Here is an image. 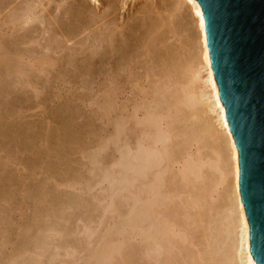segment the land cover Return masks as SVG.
Masks as SVG:
<instances>
[{"label":"rangeland","instance_id":"374dc122","mask_svg":"<svg viewBox=\"0 0 264 264\" xmlns=\"http://www.w3.org/2000/svg\"><path fill=\"white\" fill-rule=\"evenodd\" d=\"M32 1L0 2V264L237 263V221L224 143L219 142L223 146L219 148V143L211 141L202 153L195 144L191 154L177 163L166 154L178 139L170 137L167 128L186 120L177 122L184 116L178 104L193 112L196 97L207 98L202 84L206 73L200 64L201 33L191 3ZM30 8L38 19L32 15L37 20L30 18L33 23L22 24L20 41L26 35L30 39L11 51L13 70L7 71L3 62L9 54L6 41L19 39L1 29L7 27L4 21L11 24L10 31L22 27L19 19ZM157 24L162 27L157 29L159 35L156 31L155 37L146 35ZM60 26L73 30L67 37L69 51L73 59L85 53L86 64L98 60L111 42L133 44L131 53H140L141 41L147 37L145 50L150 59L136 62L127 71L129 81L124 82L95 78L97 63L91 72L92 67L80 72L70 65L65 70L55 63L52 46L56 38H62ZM15 44L11 43L13 48ZM165 51L177 59L168 66L162 62ZM53 74L74 79H56ZM39 76L44 80H38ZM187 81L195 82L197 94L189 92L186 97ZM173 92L182 96V102L170 103L169 98L176 96H171ZM191 126L186 144L187 139L199 137L198 125ZM156 141L157 146L146 147Z\"/></svg>","mask_w":264,"mask_h":264},{"label":"bare ground","instance_id":"6f19581e","mask_svg":"<svg viewBox=\"0 0 264 264\" xmlns=\"http://www.w3.org/2000/svg\"><path fill=\"white\" fill-rule=\"evenodd\" d=\"M6 2L7 4H11L13 2L17 3V2H20V3H23V2H31L32 0H23V2L21 1H17V0H0V2ZM39 0H37L38 2ZM186 1V0H185ZM32 2H35L36 4V0L35 1H32ZM187 2L191 3V7L192 9L194 10L193 13L196 14V16L198 17V27H199V30H200V33H201V43H202V54H201V65H202V70H205V73L204 74V78H203V83L204 84V87H206L207 89V92L205 93L206 95V100L203 101L202 99H199L196 97V99L192 102V105L194 106V110L193 112H187L186 111V107H181L179 106L178 103L182 102L181 100V97L177 96L176 93L178 92L177 89H172L173 91H177L176 93L173 92V95L171 96H174L176 95L175 97L173 98H169L170 100V103L173 105V104H178V110L180 111V113L182 115H184L181 119V117H179L178 115H175L177 117H179L180 119H176L178 123H180V121H183V120H188L186 122H181V124L183 125H179V124H175V125H171V127L167 128V134L170 136V137H173V138H178L174 143H173V146L171 148H167V152L166 154L169 156L170 160L173 162V163H177L179 162L183 157L187 156V155H190L191 154V147L195 144H199L200 147H199V153H202V149H204L205 146L211 144L210 142L213 141L216 142V143H219V142H222L221 144L224 145V149L226 150L227 152V157H228V160L227 162L229 161V169H228V172H227V179L229 181L228 185L230 186V190H229V195L231 196L232 198V207H233V211H234V216H235V220L237 221V251H236V258H237V263H234V261L232 260L233 264H261L259 261L256 260L255 256L253 255L252 253V250H251V228H250V221H249V218L247 216V212H246V208H245V203L243 201V198H242V193H241V188H240V161H239V148L237 146V143H236V139H235V136H234V133L231 129V126H230V122H229V119L227 117V109H226V106L221 98V95H220V87H219V83L217 81V78L215 76V71H214V67H213V64H212V59H211V53H210V47H209V44H208V37H207V29H206V18L204 16V10H203V7H202V4L200 3L199 0H187ZM34 4V3H32ZM31 4V5H32ZM113 4V3H112ZM6 7V6H5ZM34 7V5H33ZM33 8H30L29 11H27V16H26V13H23V18L22 19H19L22 21V23L19 24V26H21L23 23L25 22H29L30 21V18L33 19V20H37L38 19V16L37 19H35L36 17L32 14L31 10ZM89 10V9H88ZM115 10V9H114ZM24 11V10H23ZM22 11V12H23ZM75 11V10H74ZM26 12V11H24ZM1 14V13H0ZM31 14V15H30ZM35 17L33 18L32 17ZM26 16V17H25ZM8 17V16H7ZM22 17V16H21ZM65 17V16H64ZM44 18V17H43ZM110 18V17H109ZM9 19V18H8ZM46 19V17H45ZM197 19V18H196ZM31 20V21H33ZM40 20V19H39ZM12 21V20H10ZM17 21V19H16ZM20 21V22H21ZM44 21V20H43ZM58 21V20H57ZM62 21V19H61ZM64 21V20H63ZM62 21V22H63ZM67 21V20H66ZM14 22V21H13ZM34 22V21H33ZM33 22H29L30 23H33ZM48 22V21H46ZM17 23V22H16ZM19 23V21H18ZM45 23V22H44ZM50 23V22H49ZM60 23V22H59ZM64 23L63 22V26H64ZM108 23V22H106ZM4 24H6V28H2V33H6L7 35H11L14 36V35H17L18 36V39L19 40H15L14 42L17 44L16 48H13V46L11 45L14 44V42L12 41L13 39H11L12 42H7V49L9 50V54L6 55L5 57V61L4 64H5V67L7 69V71H12L13 70V57H12V52L15 51V50H19L18 47H19V42L21 43H25L27 42L26 40L27 39H30V37H28L26 35V32L23 33V36L24 34L28 37H21V41H20V36H19V31L21 29H24L25 26L22 25V27H19V28H16L15 32H13V29L10 31V29L8 30L7 28H11V24L10 23H6L4 21ZM15 24V23H14ZM12 24L13 28L14 26H16L17 24ZM67 24V23H66ZM104 24V23H103ZM165 25V23H163ZM68 25V24H67ZM155 25V24H154ZM159 26V24H157ZM157 25L155 26L156 28H154V26H151V28L153 27L154 29L156 30H150V27L148 28L150 31V33H146L148 31H146V35L149 36V34H154V32L160 30L162 27H164L163 25H160L162 27H158L157 28ZM31 26V25H30ZM54 26V25H53ZM63 26H60V27H63ZM39 27V25H38ZM67 27V26H66ZM66 27H63V29L61 28V31L58 33V34H61L59 36H61L62 38L59 39L56 38V42H55V45L53 44L52 46L55 47V52H54V60H55V63L58 64L59 63V67H64L65 70L66 69H69L71 66H73L75 68V70L77 71H80V72H84L86 70H88L90 67H92V70H88V71H94V64L97 63L99 64V72H96V76H94L95 78H97L98 80L100 81H121V82H124V81H129L128 79V70L130 69H133V67L135 66V63L136 62H139V61H144L146 62V60L148 61L150 59V56L146 53V50H145V46L147 47V36H145L146 39H143V40H146V41H141V44L142 48H140L141 50L139 51L140 53H137V54H132L131 51L132 50V46L133 44H124V45H119L118 42L116 43H113L111 42L110 44H107L105 45V49L103 52L100 53V56L98 57L99 59L96 60L95 62H93V64H86V57L85 56V53H81L79 57H76V61H75V64H73V61L74 60L72 58V52L69 51L70 49V45H67L68 43V38L67 37H70L68 34H70L69 32H73V30H68L70 28H66ZM35 28V27H34ZM57 28V27H56ZM73 28V27H72ZM32 29V28H31ZM47 29V28H46ZM45 29V30H46ZM147 29V30H148ZM158 29V30H157ZM59 30V29H58ZM167 30V29H166ZM31 31V30H30ZM54 31V29H53ZM56 31V30H55ZM66 31V32H65ZM129 31V30H128ZM137 31V30H136ZM71 32V34H72ZM132 32V31H131ZM155 32V33H156ZM29 33V32H28ZM56 33V32H55ZM66 33V34H65ZM159 32H157L158 34ZM162 33V32H161ZM143 34V33H142ZM141 34V36H142ZM22 35V34H20ZM129 35V34H128ZM133 35V33H132ZM145 34H143L144 36ZM159 35V34H158ZM114 36V35H113ZM137 36V35H136ZM157 36V35H156ZM57 37V36H55ZM149 37H152V36H149ZM155 37V36H154ZM9 38V37H8ZM23 38V40H22ZM41 38V37H40ZM117 38V37H116ZM115 38V40H116ZM143 38V37H141ZM10 39V38H9ZM112 39V38H111ZM136 39V38H135ZM140 39V37H139ZM152 39V38H151ZM162 39V38H161ZM5 41V40H4ZM17 41V42H16ZM118 41V40H117ZM5 43V42H4ZM3 43V44H4ZM15 44V45H16ZM48 44V43H47ZM6 45V44H5ZM14 45V46H15ZM101 45V44H100ZM104 45V44H103ZM74 46V45H73ZM83 45H81L82 47ZM137 46V45H136ZM72 47V46H71ZM172 47V46H171ZM52 48V47H51ZM83 48H81L82 50ZM135 49V48H134ZM85 49H83L84 51ZM12 51V52H11ZM80 51V50H79ZM81 51V52H83ZM138 51V50H137ZM176 51V50H175ZM94 52V51H93ZM152 52V51H151ZM164 52V50H163ZM166 52V51H165ZM96 53V52H95ZM128 54L127 56L125 54ZM134 53V52H133ZM149 53V52H148ZM168 53V54H167ZM171 52H166V54H161V56H163V60L162 62H164V64H166L167 66L170 65L172 62H174V60H177L175 59L176 57H174V55L171 53ZM5 54V53H4ZM17 54V53H16ZM57 54V55H56ZM125 56H124V55ZM22 55V54H21ZM50 55V54H49ZM173 55V56H172ZM94 57V56H93ZM156 57V56H155ZM174 58V59H173ZM86 59V60H85ZM62 60H65L64 63H62L63 61ZM62 61V62H61ZM90 62V61H89ZM133 62V63H131ZM143 63V62H142ZM138 64V63H137ZM146 64V63H145ZM70 65V67L68 66ZM139 65V64H138ZM179 65V64H178ZM25 67V66H24ZM69 67V68H68ZM165 67V66H164ZM182 67V66H181ZM180 67V68H181ZM176 68H179V67H176ZM170 69V68H169ZM168 69V70H169ZM172 70H175V69H172ZM4 71V70H3ZM22 71V70H21ZM72 71V70H71ZM74 71V70H73ZM72 71V72H73ZM98 71V70H97ZM171 71V70H170ZM181 71V70H180ZM51 72V71H50ZM68 73V71H65L64 73ZM176 72V70L174 71ZM179 72V71H177ZM200 72V71H199ZM204 72V71H203ZM53 73V72H52ZM70 73V72H69ZM75 74L77 72H74ZM95 73V72H94ZM136 73V72H135ZM198 73V72H197ZM85 74V73H83ZM91 74V73H89ZM141 74V73H140ZM167 74V73H166ZM171 74V73H170ZM176 74V73H175ZM180 75V72L178 73ZM38 75V74H37ZM54 75V74H53ZM72 75V74H71ZM87 75V74H85ZM173 75V74H171ZM194 75V74H193ZM68 74H63V76H61V74H56L53 76V78H56V79H61V80H73L74 78H69ZM73 76V75H72ZM82 76V74H81ZM90 76V75H89ZM141 76V75H140ZM163 76V75H162ZM165 76V74H164ZM199 76V74H198ZM79 77V76H78ZM84 77V75H83ZM92 74H91V77L92 78ZM93 77V78H94ZM136 77V76H135ZM135 77L133 79V81L135 80ZM180 77L183 78V76L181 75ZM13 78V77H12ZM18 78V76H17ZM39 79L38 80H42L44 77L42 76H39L38 77ZM76 78V77H75ZM92 78V79H93ZM25 79V78H23ZM82 79V78H81ZM80 79V80H81ZM85 79V78H84ZM83 79V80H84ZM154 79V78H153ZM178 79V78H177ZM188 79V78H187ZM197 79L195 78L194 76V80ZM44 80V79H43ZM76 80V79H75ZM78 80V78H77ZM162 80V79H160ZM166 80V79H165ZM173 80V79H172ZM181 80V78L179 79V81ZM186 80V79H185ZM141 81V80H140ZM182 81V80H181ZM199 81V80H198ZM201 81V80H200ZM167 82V81H166ZM183 82V81H182ZM181 82V83H182ZM105 83V82H104ZM163 83V82H162ZM176 83V82H175ZM180 83V82H179ZM197 83V82H196ZM201 83V82H200ZM48 84V83H47ZM174 84V83H172ZM170 84V85H172ZM185 85V84H184ZM187 85H188V90L187 88L183 87V89L185 88L186 89V97H187V94H192V95H195L197 94L195 92V82L194 81H187ZM121 86V85H120ZM200 86V84H199ZM161 87V86H160ZM147 89V88H146ZM148 90V89H147ZM146 90V92H147ZM180 90V89H179ZM171 91V90H170ZM185 91V90H184ZM136 93V92H135ZM167 94H172V92H168ZM165 94V97L166 95ZM180 94V93H179ZM182 94V93H181ZM199 94V93H198ZM201 95V94H200ZM203 95V94H202ZM44 96V95H43ZM105 97V96H104ZM107 97V96H106ZM164 97V99H166ZM168 97H170L168 95ZM202 97V96H200ZM185 99V97H184ZM188 99V98H187ZM65 101V100H64ZM16 102V101H15ZM161 102V101H160ZM11 103V102H10ZM167 103V102H166ZM185 103V102H184ZM116 105V104H115ZM185 105V104H184ZM19 106V105H18ZM66 106V105H65ZM169 106V105H168ZM186 106V105H185ZM12 107V106H11ZM165 107V106H164ZM177 107V106H176ZM181 107V108H180ZM191 107V106H190ZM55 108V107H54ZM189 108V107H188ZM193 108V107H192ZM168 109V108H167ZM167 111L165 108H161V111ZM189 110V109H188ZM58 111V110H57ZM124 111V110H123ZM144 111V110H143ZM152 111V110H151ZM173 112V111H172ZM183 112V113H182ZM56 113V112H55ZM124 113V112H123ZM122 113V114H123ZM166 113V112H165ZM179 113V112H178ZM171 114V113H170ZM50 115V114H49ZM58 115V114H56ZM180 115V114H179ZM210 115V117L208 116ZM54 117V116H53ZM120 117V116H119ZM165 117V116H164ZM185 117V119H184ZM45 118V117H44ZM192 119V122L190 121ZM56 120V119H55ZM63 120V119H62ZM164 120V119H163ZM174 119V121H176ZM68 121V120H67ZM173 121V122H174ZM41 122V121H40ZM68 122H66L67 124ZM170 123V122H168ZM196 124V126L198 125V134H199V137L197 138H193L192 140L188 141L187 139V144H186V132H187V129H189L190 127H193L191 126V124ZM9 125V124H8ZM24 125V124H23ZM63 125V124H62ZM72 127V126H71ZM30 128V127H29ZM5 129V128H4ZM20 129V128H19ZM25 129V128H24ZM41 131V130H40ZM197 131V130H195ZM25 132V131H24ZM122 132V131H121ZM65 133V132H64ZM67 133V132H66ZM29 134V133H28ZM32 134V133H31ZM39 134V133H38ZM61 134V133H60ZM162 134V133H161ZM197 134V132H196ZM55 135V134H54ZM166 135V134H165ZM5 136V135H3ZM76 136V135H75ZM150 136V135H149ZM152 136V135H151ZM167 136V135H166ZM195 136V134H194ZM10 137V136H9ZM32 137V136H31ZM30 137V138H31ZM148 137V136H147ZM153 137V136H152ZM164 137V136H163ZM66 138V137H65ZM138 138V137H137ZM142 138V136H141ZM158 138V136H156V139ZM15 139V138H14ZM67 139V138H66ZM145 139V138H144ZM155 139V140H156ZM160 140V137L158 138ZM166 139V138H165ZM191 139V138H190ZM158 140V141H159ZM23 141V140H22ZM34 141V140H33ZM142 140H140L141 142ZM145 141V140H144ZM166 141V140H165ZM164 142V141H163ZM10 143V142H9ZM139 143V142H138ZM159 142H155L154 145H149L146 147L148 148H151L152 146H157ZM208 143V144H207ZM213 143H212V146H213ZM214 143V144H216ZM16 144V143H15ZM56 144V143H55ZM23 145V144H22ZM25 145V144H24ZM67 145V144H66ZM215 146V145H214ZM217 146V145H216ZM219 148L222 146L220 145V143L218 144ZM223 147V146H222ZM15 148V147H14ZM29 149V148H28ZM41 149V148H40ZM156 152H158L157 154H161V157H163L164 153H162V151L160 149H158V147H155L154 148ZM20 150V149H19ZM153 150V148H152ZM14 151V150H13ZM21 151V150H20ZM23 151V150H22ZM11 153V152H10ZM205 152L203 151V155ZM23 154V153H22ZM30 154V153H29ZM46 154V153H45ZM41 155V154H40ZM225 155V154H224ZM57 156V155H56ZM143 156V155H142ZM145 156V155H144ZM20 157V156H19ZM156 157V156H155ZM212 157V156H211ZM226 155H225V158H227ZM24 158V157H23ZM150 158V157H149ZM152 158V157H151ZM226 160V159H225ZM24 161V160H23ZM50 161V160H49ZM191 163V162H190ZM171 167V166H170ZM51 170V169H50ZM184 170V169H183ZM224 172L225 169H224ZM158 173V172H157ZM69 174V173H68ZM71 175V173H70ZM69 175V176H70ZM25 176V175H24ZM221 176V175H220ZM10 177V176H9ZM47 177V176H46ZM45 178V177H44ZM143 178V177H142ZM5 179V178H4ZM17 180V179H16ZM213 181V180H212ZM215 181V180H214ZM227 181V182H228ZM211 183V182H210ZM8 184V183H7ZM148 184V183H147ZM34 185V184H33ZM145 185V184H144ZM7 186V185H6ZM35 186V185H34ZM203 186V185H202ZM208 188V187H207ZM229 189V188H228ZM7 190V189H6ZM146 190V189H145ZM34 191V190H33ZM142 192V191H141ZM193 192V191H192ZM208 192V191H207ZM11 193V192H10ZM18 193V192H17ZM148 193V192H147ZM146 193V194H147ZM143 194V193H142ZM145 194V195H146ZM224 194V193H223ZM37 195V194H36ZM144 195V194H143ZM73 197V196H72ZM163 197V196H162ZM230 198V199H231ZM72 199V198H71ZM17 200V199H16ZM14 201V200H13ZM73 201V200H72ZM230 203V202H229ZM112 205V204H111ZM93 208V207H92ZM62 209V208H61ZM94 209V208H93ZM88 210V208H87ZM206 211V210H205ZM86 212V211H85ZM88 212V211H87ZM92 212V211H91ZM232 212V211H231ZM90 213V212H88ZM87 213V214H88ZM52 214V213H51ZM214 215V214H213ZM233 215V214H232ZM64 217V216H63ZM95 218V217H94ZM92 219V218H91ZM95 220V219H94ZM93 221V220H92ZM62 226V225H61ZM158 226V225H157ZM173 226V225H172ZM210 226V225H209ZM220 226V225H219ZM206 227V226H205ZM160 228V227H159ZM216 228V227H215ZM113 229V228H112ZM192 229V228H191ZM161 231V230H160ZM143 233V232H142ZM33 234V233H32ZM158 234V233H157ZM160 234V232H159ZM186 234V233H185ZM218 234V233H217ZM202 236V235H201ZM213 236V235H212ZM161 237V236H160ZM163 237V236H162ZM161 237V238H162ZM215 237V236H214ZM202 238V237H201ZM236 238V237H235ZM160 239V238H159ZM158 240V239H157ZM162 241L165 240V238L161 239ZM198 240V239H197ZM221 240V239H220ZM203 241V240H202ZM150 242V241H149ZM159 242V241H158ZM194 242V241H193ZM231 243V242H230ZM164 244V243H162ZM196 257L198 256V253H199V243L196 241ZM209 244V243H208ZM161 247V246H160ZM202 247V246H201ZM228 247V246H226ZM153 248V247H152ZM230 249V248H229ZM154 250V249H153ZM160 250V249H159ZM227 254V253H226ZM230 254V253H229ZM222 255V254H221ZM206 256V255H205ZM210 256V255H209ZM215 256V254H214ZM212 258V257H211ZM232 258V257H231ZM208 259V258H207ZM224 259V258H222ZM230 259V258H229ZM234 259V258H233ZM221 260V259H220ZM226 260V259H225ZM224 260V261H225ZM228 260V259H227ZM226 260V261H227ZM217 261V260H216ZM205 262V261H204ZM209 262V261H207ZM211 262V260H210ZM196 263V262H195ZM200 264V263H199Z\"/></svg>","mask_w":264,"mask_h":264},{"label":"water","instance_id":"95a60500","mask_svg":"<svg viewBox=\"0 0 264 264\" xmlns=\"http://www.w3.org/2000/svg\"><path fill=\"white\" fill-rule=\"evenodd\" d=\"M220 95L239 148L251 250L264 264V0H199Z\"/></svg>","mask_w":264,"mask_h":264}]
</instances>
